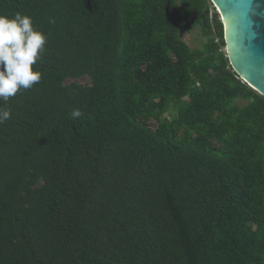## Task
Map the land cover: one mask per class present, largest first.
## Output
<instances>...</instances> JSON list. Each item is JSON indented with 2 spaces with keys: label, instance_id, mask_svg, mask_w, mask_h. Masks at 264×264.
<instances>
[{
  "label": "trees",
  "instance_id": "16d2710c",
  "mask_svg": "<svg viewBox=\"0 0 264 264\" xmlns=\"http://www.w3.org/2000/svg\"><path fill=\"white\" fill-rule=\"evenodd\" d=\"M16 13L47 43L0 102V264H264V96L212 1L0 0Z\"/></svg>",
  "mask_w": 264,
  "mask_h": 264
},
{
  "label": "clouds",
  "instance_id": "9594fccd",
  "mask_svg": "<svg viewBox=\"0 0 264 264\" xmlns=\"http://www.w3.org/2000/svg\"><path fill=\"white\" fill-rule=\"evenodd\" d=\"M46 43L47 36L34 27L30 16L0 15V102H7L19 91L31 89L41 81L42 74L34 70V65ZM71 116L79 118L82 112L73 109ZM9 119L11 110L0 107V125Z\"/></svg>",
  "mask_w": 264,
  "mask_h": 264
},
{
  "label": "water",
  "instance_id": "95a60500",
  "mask_svg": "<svg viewBox=\"0 0 264 264\" xmlns=\"http://www.w3.org/2000/svg\"><path fill=\"white\" fill-rule=\"evenodd\" d=\"M224 24L235 72L264 96V0H211Z\"/></svg>",
  "mask_w": 264,
  "mask_h": 264
},
{
  "label": "rangeland",
  "instance_id": "374dc122",
  "mask_svg": "<svg viewBox=\"0 0 264 264\" xmlns=\"http://www.w3.org/2000/svg\"><path fill=\"white\" fill-rule=\"evenodd\" d=\"M217 10V8H216ZM200 27H194L190 31H185L181 33V37L192 47L198 48L203 45L208 39L205 36H202ZM81 82H88V79L83 78L80 79ZM240 103L245 104V101L241 100ZM171 116L174 117L176 115V111L171 110Z\"/></svg>",
  "mask_w": 264,
  "mask_h": 264
}]
</instances>
